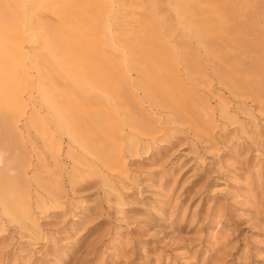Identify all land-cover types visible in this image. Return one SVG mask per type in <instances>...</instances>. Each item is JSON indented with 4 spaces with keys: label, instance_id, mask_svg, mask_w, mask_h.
<instances>
[{
    "label": "rangeland",
    "instance_id": "1",
    "mask_svg": "<svg viewBox=\"0 0 264 264\" xmlns=\"http://www.w3.org/2000/svg\"><path fill=\"white\" fill-rule=\"evenodd\" d=\"M122 1L0 0V264H264V0Z\"/></svg>",
    "mask_w": 264,
    "mask_h": 264
},
{
    "label": "bare ground",
    "instance_id": "2",
    "mask_svg": "<svg viewBox=\"0 0 264 264\" xmlns=\"http://www.w3.org/2000/svg\"><path fill=\"white\" fill-rule=\"evenodd\" d=\"M125 1V0H124ZM124 1H122V2H124ZM136 1V0H135ZM128 3H132V2H128ZM189 2H186V3H183V8H184V11H185V13L186 14H190L191 13V11L193 10V9H191V5H189L188 4ZM24 4V3H23ZM37 4H38V2H37ZM123 4V3H122ZM125 4V3H124ZM25 8V7H24ZM124 12V11H123ZM25 15V14H24ZM127 15V14H126ZM126 15H124V16H126ZM109 27V26H108ZM129 30V29H128ZM112 42V41H111ZM142 46H143V50H145V51H147V52H149V46H150V42L149 41H144L143 42V44H142ZM139 52V51H138ZM139 53H141V52H139ZM151 55H152V57H154V58H156V59H159L160 58V56L159 55H157L155 52H152L151 53ZM124 58H126V57H124ZM91 60V62H93L94 61V59H92V58H90V59H88V58H86V61L88 62V61H90ZM84 61V60H83ZM122 62V61H121ZM120 62V63H121ZM125 63V62H124ZM110 63H109V61L105 58L104 60L103 59H100L99 61H98V63H96V66H97V68H95V69H93L87 76L89 77V80H97V81H100L101 82V84L103 83V84H105V85H110V86H114V85H116L117 83V81H116V74H118V71H116V70H114V71H111L110 69H109V67H108V65H109ZM123 64V63H122ZM127 64V63H126ZM124 65V64H123ZM128 68V67H127ZM120 70V69H119ZM120 72V71H119ZM120 75V74H119ZM147 75V74H146ZM141 76V75H140ZM134 81V80H133ZM145 85V84H144ZM144 98V97H143ZM43 101H44V99H43ZM168 103V105H169V103H173L175 106H178V105H180V104H182L181 103V100H180V97H179V95H176V94H174V95H172L171 97H170V99H168L167 100V102H166V104ZM183 105V104H182ZM227 114V113H226ZM132 117H133V115H132ZM41 121V120H40ZM31 125V124H30ZM51 136V135H50Z\"/></svg>",
    "mask_w": 264,
    "mask_h": 264
}]
</instances>
